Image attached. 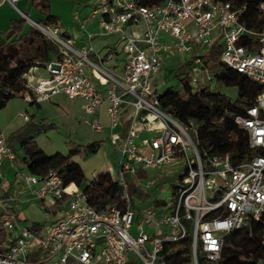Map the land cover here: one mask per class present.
<instances>
[{
  "label": "built area",
  "instance_id": "obj_1",
  "mask_svg": "<svg viewBox=\"0 0 264 264\" xmlns=\"http://www.w3.org/2000/svg\"><path fill=\"white\" fill-rule=\"evenodd\" d=\"M15 6L18 0H7ZM89 14L74 20L84 32L92 18L98 33H86L80 46L57 26L47 27L21 14L27 22L57 45L58 57L47 62L46 76L24 74L20 97L27 104L48 101L57 95L81 101L82 122L101 131L98 108L105 107L109 141L120 159L116 181L123 208L97 209L87 203L86 195L73 183L63 185L56 171L35 176L15 169V179L28 188L30 199L40 208L62 201L56 218L36 231L22 226L0 212V225L8 233V243H0V264H166L163 243L184 238L191 224V258L197 264H223L221 246L225 236L248 227L264 216V89L255 103L232 117L244 138L243 153L223 156L213 152L214 139L201 137V128L184 125L163 112L155 92L163 84L164 56L184 65L190 85L212 80L203 65V54L217 43L219 60L264 87V31L257 33L239 20L243 8L214 0H164L145 6L139 0H91ZM264 11V3L259 6ZM116 34L124 54L122 65L113 69L115 50L101 54L90 44L92 37ZM248 37L254 40L242 44ZM163 38H167L164 40ZM131 115L124 136L116 129L124 111ZM29 120L26 110L19 113ZM150 117L160 120V130L149 128ZM222 121V120H221ZM154 133L143 138L144 133ZM205 142V143H203ZM14 153L0 129V208L10 198L2 191V164L12 165ZM167 172L175 176L173 205L142 207L133 210L127 194L124 173L133 176ZM148 190L157 184L144 179ZM73 185L72 190H68ZM264 264V259L257 261Z\"/></svg>",
  "mask_w": 264,
  "mask_h": 264
},
{
  "label": "trees",
  "instance_id": "obj_2",
  "mask_svg": "<svg viewBox=\"0 0 264 264\" xmlns=\"http://www.w3.org/2000/svg\"><path fill=\"white\" fill-rule=\"evenodd\" d=\"M27 1L42 16V18L34 20L36 23L60 28L59 18L50 13L48 0ZM163 1L139 0V3L145 6H153ZM214 1L229 2L237 9L244 7L239 16L240 22L253 32L264 31V11L259 8L264 0ZM61 31L68 36L65 30ZM252 40H254L253 37L246 36L242 44L249 45ZM219 54L220 46L214 43L203 54V65L211 72L212 80L214 79L220 85L235 88L236 97L234 100L207 84L190 85L183 64H179L173 73V77L178 82L177 85L165 87L161 93L155 92V97L163 112L184 125L193 123L196 127L201 128V135L206 133L205 136L208 139H215L214 133L220 126L235 129L236 126L232 122V117L252 106L257 95L264 89L262 85L249 80L244 75L226 68L220 62ZM57 57V45L40 30L29 24L23 17L11 19L9 27L0 39V110L10 100L21 95L25 85L24 74L29 68L44 67L47 62ZM229 118L231 119L229 120ZM229 123L232 125L229 126ZM54 127L55 125L48 122L47 119L43 118L38 121L32 116L7 136V144L14 153L12 166L16 171L25 170L32 175L43 176L54 170L61 177L64 186L70 183L75 184L86 195L89 205L97 209H104L113 205L123 208L119 186L116 181L112 180L109 172L99 173L92 182L87 184L78 163V160H84L95 154L103 141H95L88 145H79L68 141L65 154L57 152L48 155L33 140L38 133ZM242 140L243 135L239 132L236 138L238 148L242 147ZM211 150L219 156H223L229 149L225 142L215 140ZM238 153L236 148L230 151V156H235ZM118 169L120 171L119 167ZM157 176L160 177L161 173L148 175L139 169L133 176H126L127 194L131 204L134 199L140 203L150 200V193L142 186L141 181L144 179L154 180ZM72 189L73 185L68 190ZM66 198L68 197L66 196L62 201L48 207V213L55 215L59 205ZM174 202L175 186L172 187L171 205ZM164 204V202L154 200L155 207ZM189 224L184 222L188 231L184 238L175 242L163 243L162 256L166 259V264H192ZM37 227L38 224L33 222L29 228L39 230ZM3 242L8 243V233L0 225V243ZM260 259H264V216L260 220L252 222L248 227H240L231 231L225 236L221 246V262L223 264H257ZM197 264H206V262L202 258H198Z\"/></svg>",
  "mask_w": 264,
  "mask_h": 264
},
{
  "label": "rangeland",
  "instance_id": "obj_3",
  "mask_svg": "<svg viewBox=\"0 0 264 264\" xmlns=\"http://www.w3.org/2000/svg\"><path fill=\"white\" fill-rule=\"evenodd\" d=\"M94 20H96V18ZM93 27H95L93 29H96V26ZM90 28L92 29V27L87 26L86 30L88 29L91 31ZM97 33L98 30L95 31V34ZM114 43L118 48H121L117 35H112L110 37L99 35L95 37L94 41H92V45L95 48H99L103 44ZM171 67L173 68V66ZM208 76H211L210 71H208ZM159 82L163 84L157 89L158 93H161L165 87L174 86L178 83L173 77L172 70L165 73L163 72ZM205 84L209 85L211 88H217L220 93L227 95L231 100H234L236 97V90L234 87L220 85L215 82L214 79L208 82L205 81ZM25 108L27 109V115H33L38 120L45 118L48 122L55 125L54 128L40 132L34 137L37 145L48 155H53L57 152L65 154L67 152V142L70 140L79 145H88L99 140L103 141L101 147L95 154L90 155L84 160H78L84 173L85 183L89 184L92 182V180L101 172H110L114 177L119 175L118 162L120 155L116 146L110 143L108 137L105 136V133H95L94 130L89 129L85 124L78 122L81 115L79 99H70L63 95H57L48 101L40 103L38 108L33 104L28 105L19 96L15 97L0 110V124H6L5 126H0V129L6 136L24 123V120L18 116V113ZM230 119L231 118H229V120ZM231 125L232 124L229 123V126ZM205 134L202 133L201 137H204ZM238 134L239 131L236 128L220 126L214 133V141L225 142L229 152L237 148L238 152L244 154V138L242 140V147L238 148L236 143ZM152 136H154V133L150 132L142 135L143 138H150ZM147 174L149 175L152 173L149 172ZM123 175L124 178H126L128 174L124 173ZM157 184L159 187L153 186L147 190L151 196L150 200L147 202L140 203L135 199L132 200L133 210L141 212L142 207L155 206L154 200L164 202L166 205L170 204L172 187L177 184L176 177L167 172H162L160 177L157 176ZM18 186L23 188V185ZM160 187H162V189H160ZM10 197H12V190H10L8 194V198ZM29 198L30 191L27 189L26 191H23L21 196H16L15 199L13 198L12 200L10 199L5 208H0V212L5 210L6 213L11 214L20 225L25 227H30V225L35 222L38 224L37 229L42 230L43 227L52 223L57 216L56 214L52 215L48 213L47 206H45V208H40L37 201L30 200ZM189 225L191 226V224ZM2 244L7 245V242H3ZM134 264L139 263L135 262Z\"/></svg>",
  "mask_w": 264,
  "mask_h": 264
},
{
  "label": "crops",
  "instance_id": "obj_4",
  "mask_svg": "<svg viewBox=\"0 0 264 264\" xmlns=\"http://www.w3.org/2000/svg\"><path fill=\"white\" fill-rule=\"evenodd\" d=\"M48 1L50 4V13L59 18V22H60L59 25H60L61 30H65L67 35L70 36V38L74 40L76 45L80 46L81 44H83L85 42V37H86L85 34L86 33L95 34V31L98 30V21H97V19L94 20L95 18H92L87 24H85L84 32L80 31L79 23L74 20L75 14H77L80 19H84L89 14V12L91 10V7H90L91 0H48ZM21 14L26 15L28 18H30L32 20L42 18V16L31 7L29 1H27V0H18L15 6H12L7 0H0V39L2 38V34L9 27L10 20L14 19V18L22 17ZM87 26L92 27V29L90 28L91 31H89L88 29L86 30ZM93 26H96V29H93V28H95ZM112 35H116V34H112ZM112 35L105 36V37H110ZM95 37H92L91 42H90L91 45H92V41L95 40ZM163 39L167 40V38H163ZM118 42H119V40H118ZM92 47L96 52L101 53V54L105 53L108 50H112V49L115 50L116 58H115V61L113 63H111L112 68L113 69H119L121 67L122 60L124 57V54L122 52V45H121V48H118V46L115 43L114 44H103L99 48H95L93 45H92ZM179 64L180 63L176 58H170L168 56H164L162 73L163 72L164 73L169 72L171 70L174 73V71L178 68ZM171 66H173V68ZM31 74L35 77L46 76V72L44 71V69L42 67L32 68ZM43 102H45V101H43ZM40 103H42V102H40ZM40 103H38V104L32 103V104L39 108ZM32 104H28V105H32ZM24 110H26V112H27L26 108ZM80 112H81V115H80V118L78 119V122L83 123L82 122L81 101H80ZM98 112H99V119L102 122L104 128L101 131H95V133H105V136H107L109 139V130L107 128V119L105 116V107L100 106L98 108ZM19 113H18V116L21 117L19 115ZM130 115H131V109L127 108L122 115L121 123L119 124L118 128L116 129V132L120 136H124V134H125V131L127 128L126 125L129 122ZM32 116L33 115H30L29 117H32ZM36 120H38V119H36ZM25 122L26 121H24V123ZM5 125H6L5 123L0 124V126H5ZM33 141L37 145L35 139ZM99 141H102V140H99ZM66 147H67V145H66ZM39 148H41V147H39ZM1 170H2V174H3L1 193L5 197H8L10 190H12V197H10V199L11 200L13 198L15 199L16 196L17 197L21 196L23 191H26L28 189L27 187H25L23 184L19 183L15 179V177H14L15 176L14 175L15 169L8 162H4L2 164ZM18 185H23L24 189ZM30 200H32V199H30Z\"/></svg>",
  "mask_w": 264,
  "mask_h": 264
},
{
  "label": "bare ground",
  "instance_id": "obj_5",
  "mask_svg": "<svg viewBox=\"0 0 264 264\" xmlns=\"http://www.w3.org/2000/svg\"><path fill=\"white\" fill-rule=\"evenodd\" d=\"M150 121L147 123V126L149 128H153L155 130H160V128L163 126L162 122L158 119H154L153 117L149 116Z\"/></svg>",
  "mask_w": 264,
  "mask_h": 264
}]
</instances>
